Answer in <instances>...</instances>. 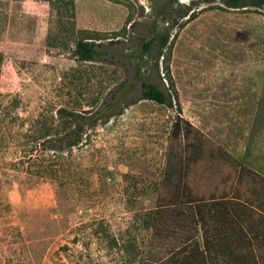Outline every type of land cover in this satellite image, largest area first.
I'll return each instance as SVG.
<instances>
[{"label":"rangeland","instance_id":"obj_1","mask_svg":"<svg viewBox=\"0 0 264 264\" xmlns=\"http://www.w3.org/2000/svg\"><path fill=\"white\" fill-rule=\"evenodd\" d=\"M72 1L0 0V264L167 257L175 242L153 237L150 218L178 111L140 99V78L169 89L168 67L181 115L264 176V8ZM79 39L100 54L77 59ZM59 108L111 116L88 126L78 146L46 153L57 174L38 179L34 161L20 159L34 128L73 126Z\"/></svg>","mask_w":264,"mask_h":264},{"label":"trees","instance_id":"obj_2","mask_svg":"<svg viewBox=\"0 0 264 264\" xmlns=\"http://www.w3.org/2000/svg\"><path fill=\"white\" fill-rule=\"evenodd\" d=\"M222 3L232 9L264 8V0ZM169 38V34L159 37L158 68V58H166L163 49ZM153 42H145L144 48L150 49ZM100 46L79 39L74 53L77 59L90 61L100 54ZM166 75L169 89L140 78L139 98L178 111L171 125L165 166L150 218L151 235L172 240L175 245L167 257L144 264H264V176L234 159L222 145L181 115L170 89L173 81L168 67ZM56 112L62 123L72 122L73 126L62 133L55 129L53 134L47 125L34 128L32 143L24 147L20 159L22 163L34 161L38 179L57 174L53 164L44 163L46 153H63L78 146L88 126L99 120L104 123L111 116L87 115L66 108ZM44 119L39 115L36 121Z\"/></svg>","mask_w":264,"mask_h":264}]
</instances>
